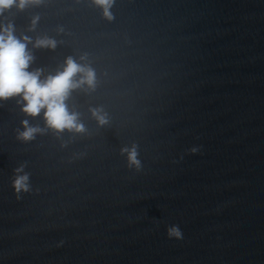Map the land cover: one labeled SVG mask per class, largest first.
<instances>
[{
  "label": "water",
  "instance_id": "95a60500",
  "mask_svg": "<svg viewBox=\"0 0 264 264\" xmlns=\"http://www.w3.org/2000/svg\"><path fill=\"white\" fill-rule=\"evenodd\" d=\"M111 11L41 0L0 16L31 37L30 71L47 77L72 56L97 74L66 101L83 132L0 100V264H264V0ZM43 37L57 46L35 47ZM25 120L44 131L19 138ZM133 145L139 169L121 151ZM22 164L30 190L17 194Z\"/></svg>",
  "mask_w": 264,
  "mask_h": 264
},
{
  "label": "clouds",
  "instance_id": "9594fccd",
  "mask_svg": "<svg viewBox=\"0 0 264 264\" xmlns=\"http://www.w3.org/2000/svg\"><path fill=\"white\" fill-rule=\"evenodd\" d=\"M41 0H0V16L6 9L13 6L23 10L30 3L39 4ZM93 3L102 8L103 15L108 20L114 19L111 11L115 0H93ZM39 18L33 20V25ZM62 30V29H61ZM31 37L22 38L15 35V25L12 21L0 24V100L12 97H20L18 103L22 104V111L29 116L36 117L43 111L44 119L48 128L62 133L65 129L69 131L83 132L85 126L79 120V113L70 111L66 103L74 89L87 85L88 89L95 90L97 86V74L90 64L79 63L75 58H66L63 70L55 74H49L42 78L43 71L29 70L30 64L35 57L28 49ZM35 47L55 48L57 41L50 37L38 38ZM86 59V54L81 56ZM78 77V78H77ZM93 116L101 125L108 123V115L102 107L92 109ZM24 130L19 133V138L32 140L36 133L44 131L39 127L29 125L27 120L23 121ZM128 154L129 165L141 167L138 159L137 147H125L121 150ZM197 151L196 148L192 149ZM25 165L15 169L13 186L17 194L30 190L29 174L24 171ZM169 237L182 238L183 234L178 225L168 228Z\"/></svg>",
  "mask_w": 264,
  "mask_h": 264
}]
</instances>
